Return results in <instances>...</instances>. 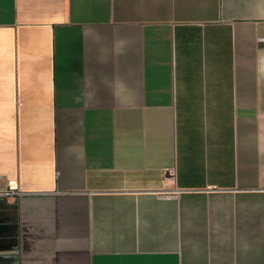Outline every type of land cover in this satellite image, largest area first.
<instances>
[{
  "label": "crops",
  "instance_id": "1",
  "mask_svg": "<svg viewBox=\"0 0 264 264\" xmlns=\"http://www.w3.org/2000/svg\"><path fill=\"white\" fill-rule=\"evenodd\" d=\"M0 264H264V0H0Z\"/></svg>",
  "mask_w": 264,
  "mask_h": 264
},
{
  "label": "built area",
  "instance_id": "2",
  "mask_svg": "<svg viewBox=\"0 0 264 264\" xmlns=\"http://www.w3.org/2000/svg\"><path fill=\"white\" fill-rule=\"evenodd\" d=\"M171 174V171H168ZM177 193H179L178 191H176L175 195H177Z\"/></svg>",
  "mask_w": 264,
  "mask_h": 264
}]
</instances>
